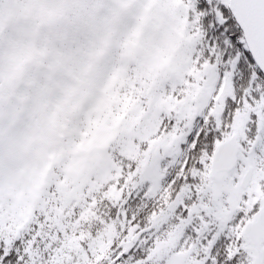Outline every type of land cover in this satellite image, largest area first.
Instances as JSON below:
<instances>
[{
    "label": "snow or ice",
    "instance_id": "1",
    "mask_svg": "<svg viewBox=\"0 0 264 264\" xmlns=\"http://www.w3.org/2000/svg\"><path fill=\"white\" fill-rule=\"evenodd\" d=\"M0 264H264V0H0Z\"/></svg>",
    "mask_w": 264,
    "mask_h": 264
}]
</instances>
